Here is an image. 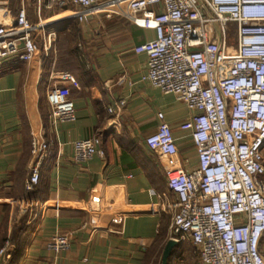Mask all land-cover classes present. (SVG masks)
Wrapping results in <instances>:
<instances>
[{"label": "crops", "instance_id": "crops-1", "mask_svg": "<svg viewBox=\"0 0 264 264\" xmlns=\"http://www.w3.org/2000/svg\"><path fill=\"white\" fill-rule=\"evenodd\" d=\"M107 1L98 0L85 21L77 18L80 6L27 5L42 35L56 32L53 49L0 68V248L14 243L4 264H162L178 198L168 187L169 162L146 139L166 123L177 142L172 162L197 167L191 129L181 128L193 112L143 80L148 56L136 48L155 39L159 6L133 22ZM56 71L72 80L53 81ZM55 83L73 100L75 120L52 122L47 93ZM123 99L125 106L110 113ZM33 135L49 147L40 183L27 192ZM93 136L104 156L75 162L73 143ZM56 234L68 236L69 250L47 248ZM172 253L169 264H176V247Z\"/></svg>", "mask_w": 264, "mask_h": 264}, {"label": "built area", "instance_id": "built-area-1", "mask_svg": "<svg viewBox=\"0 0 264 264\" xmlns=\"http://www.w3.org/2000/svg\"><path fill=\"white\" fill-rule=\"evenodd\" d=\"M70 4L83 9L77 16L80 21L98 10V0H46L48 8ZM105 4L133 22L159 6L153 15L155 39L136 48L148 56L143 80L174 94L193 112L181 128L191 129L197 167L187 170L172 162L177 142L166 123L146 139L148 147L169 162L165 175L178 198L169 237L177 243L191 240L203 264H264V0H108ZM232 23L235 48L229 42ZM55 37L56 32L42 35L29 20L24 3L16 14L0 6V68L9 59L31 63L42 52L49 56ZM72 77L65 71L52 74L55 82ZM47 99L53 123L76 119L73 100L56 83ZM125 104L119 100L109 112ZM158 117L164 120L162 113ZM100 144L99 136L76 140L74 161L104 156ZM48 147L41 136H32L27 192L40 183ZM46 246L67 251L70 240L56 234ZM12 248L7 239L0 249V264L11 258Z\"/></svg>", "mask_w": 264, "mask_h": 264}, {"label": "rangeland", "instance_id": "rangeland-1", "mask_svg": "<svg viewBox=\"0 0 264 264\" xmlns=\"http://www.w3.org/2000/svg\"><path fill=\"white\" fill-rule=\"evenodd\" d=\"M36 1H40V2L42 1L43 2L44 0H0V6H4V7L9 8L14 14L19 3H20V8L22 6V3H24L26 6V9H28L27 5L30 4V8H31V6H33ZM32 13H33V11H32ZM59 20L60 19H57L55 22H58ZM57 24H59V23H57ZM235 29H236L235 24H233V23L229 24V42H230V46L232 48L236 47ZM231 52H234V51H231ZM170 233H171V228L169 230V235H170ZM167 240L170 241L172 239L169 237ZM164 245L162 248V252H164V249H165L167 243ZM176 264H203L201 262L199 250L192 243L191 240L185 239V240L178 242V246H176Z\"/></svg>", "mask_w": 264, "mask_h": 264}, {"label": "water", "instance_id": "water-1", "mask_svg": "<svg viewBox=\"0 0 264 264\" xmlns=\"http://www.w3.org/2000/svg\"><path fill=\"white\" fill-rule=\"evenodd\" d=\"M176 246H178V243L175 240L168 241L164 249V253L162 257V264H169V259L172 256V251Z\"/></svg>", "mask_w": 264, "mask_h": 264}, {"label": "trees", "instance_id": "trees-1", "mask_svg": "<svg viewBox=\"0 0 264 264\" xmlns=\"http://www.w3.org/2000/svg\"><path fill=\"white\" fill-rule=\"evenodd\" d=\"M17 243H18V241H19V237L17 238V236L15 237V239H14ZM11 242L13 243V239L11 238ZM14 244V243H13ZM173 254V253H172ZM171 258H172V256H171ZM171 258L169 259V263H170V261H171Z\"/></svg>", "mask_w": 264, "mask_h": 264}, {"label": "bare ground", "instance_id": "bare-ground-1", "mask_svg": "<svg viewBox=\"0 0 264 264\" xmlns=\"http://www.w3.org/2000/svg\"><path fill=\"white\" fill-rule=\"evenodd\" d=\"M103 6V5H102Z\"/></svg>", "mask_w": 264, "mask_h": 264}]
</instances>
